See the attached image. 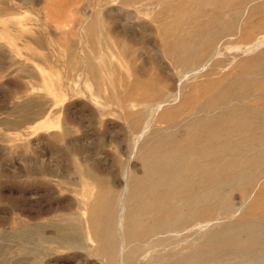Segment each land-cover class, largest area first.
Segmentation results:
<instances>
[{"label":"rangeland","instance_id":"rangeland-1","mask_svg":"<svg viewBox=\"0 0 264 264\" xmlns=\"http://www.w3.org/2000/svg\"><path fill=\"white\" fill-rule=\"evenodd\" d=\"M194 1L0 0V264H104V258L94 253L96 243L88 232V212L84 209L89 199L84 192L86 183L112 181L113 188L121 192L125 185L123 170L138 175L141 173L140 146L151 140L153 132H160L166 126L161 122L163 109H172L180 103V99L174 102L171 98L168 101L170 104L167 102L168 105L158 112L155 108L157 102L166 100L173 91L171 81L178 78L170 61L166 60L163 44L166 38L179 31H158V27L162 28L158 20L168 19L169 23L173 16L189 14L195 7ZM259 10L264 11V0L248 3L240 11L236 25L252 34L254 30L261 33L264 31V14H258ZM107 26L109 29L117 26V32L126 29L125 32H128L130 26L134 35L143 37L144 33L148 46L128 44L126 37V40L123 39L116 31L113 36L108 34ZM249 26L252 28L249 29ZM142 28L143 33L140 32ZM147 32L150 34L148 37ZM104 33H107L105 36L110 39L109 42L102 37ZM254 33L257 34L256 31ZM165 34L167 37L164 39ZM157 35L162 37L161 40ZM115 37L118 39L116 43H127V49L116 44ZM232 41L236 42L229 40L230 43L222 48L221 60L228 62L232 55H243L240 50L247 46L239 43L243 48L238 49L236 44H231ZM229 44L232 46L230 49ZM149 45H153L150 51L147 50ZM156 49L160 51H157L161 55L159 58ZM148 52L153 53L152 56ZM96 63L97 69L91 66ZM158 67L164 72H160L162 70ZM156 70L158 74H155ZM159 72L165 73L167 78H159ZM227 72L229 69L220 71L217 76ZM160 79L162 82H159ZM197 80L200 82L202 78L191 77L182 86L187 88ZM148 81L153 85L144 90ZM163 86L165 90L158 93ZM126 94L130 97L125 98ZM114 97L116 102H113ZM138 112H141V117ZM128 113L133 115L127 117ZM141 121L142 124L139 123ZM139 124L142 128L138 127ZM144 128L147 131L137 141ZM63 133L67 136L64 134L62 138ZM63 139L69 141L72 152L70 145L66 148L68 143ZM88 170H93V178H82L81 171ZM239 199L233 198L232 202H240ZM240 203L245 205L240 212L220 221L228 223L245 217L249 202ZM74 223L78 226L83 224L80 229L84 228L83 235L78 232L81 245L76 249L64 247L60 240L53 238L74 235V229H69ZM64 226L69 228L65 230ZM24 230L36 233V238L32 235L34 241L31 239V244L20 245L15 239ZM199 231L195 228L194 232L199 234ZM187 234L161 236L163 242L153 247L146 245L144 252L139 253L140 262L133 264H153V258L158 254L182 250L188 241L181 239ZM142 257L144 260H141Z\"/></svg>","mask_w":264,"mask_h":264},{"label":"bare ground","instance_id":"bare-ground-1","mask_svg":"<svg viewBox=\"0 0 264 264\" xmlns=\"http://www.w3.org/2000/svg\"><path fill=\"white\" fill-rule=\"evenodd\" d=\"M252 1L254 0H196L195 4L193 2L195 7L189 14L180 13L173 16L169 23L168 19H157L162 27H158V31H179L169 39L166 34L163 37L166 38L163 44L166 60L170 61L178 78L171 81L173 91L167 93L166 100L157 102L155 108L158 112L168 105L171 98L174 102L180 99V103L172 109H163L161 122L166 126L160 132H153L151 140L140 146L139 155L143 167L141 173L138 175L133 171L123 170L125 185L121 192L113 188L110 184L112 181L86 183L84 192L89 195V199L87 198L84 209L88 212V232L96 243L94 253L104 258V264L140 262L139 253L144 252L146 245L157 246L163 242V235L172 234L174 237L186 232L188 234L181 240L188 242L186 241L182 250H172L166 255L158 254L153 258V264H264V31L257 33L258 30H254L257 33L255 35L254 31L252 34L236 25L239 23L237 21L240 11ZM208 6L211 8L207 9ZM260 10L257 13L264 14L261 13L264 11ZM170 13L169 10V15ZM249 24L251 25V22ZM102 27L104 30V26ZM116 27L109 29L107 26L106 32L112 33L110 35L113 36V32L118 30ZM250 28L252 27L249 26ZM128 29L132 28L128 26ZM130 30L125 33L118 31L117 34L125 36L128 44H147L143 28L140 30L143 37L134 35L133 29ZM151 32L153 31L149 33ZM105 34L107 35L104 33L102 37L109 42L110 39L108 40ZM115 38L116 43L118 39ZM95 39L101 44L98 38ZM152 40L151 43L154 44ZM229 40L236 41L231 43L236 44L235 48H243L239 43H244L247 47L240 50L243 55L238 57L231 54L233 58L227 62L221 60V51L224 45L231 42ZM127 43L121 41L116 44L122 49H127ZM151 46L147 47L148 51ZM230 46L228 49L232 48ZM144 47L145 45L142 48ZM157 51L156 49V55L160 52ZM159 56L161 55L158 54V58ZM154 61L156 63V59ZM91 66L96 68L97 63ZM226 69H229V72L217 76L220 71ZM150 70L149 67L148 71L151 72ZM160 70L164 72L162 68ZM156 71L155 74H158ZM158 76L167 78L165 73ZM191 77H200L202 81L197 80L198 82L192 83L190 88L182 86L183 82ZM141 78L139 77V80ZM152 85V82L148 81L143 89L148 90ZM160 89L158 93H161L164 86ZM127 97L128 95L125 96ZM114 101L116 102L115 97ZM149 101L151 103V99ZM123 104L125 105L124 102ZM140 113L138 112L139 117ZM129 115L133 113H128L127 117ZM139 123L142 124V121ZM146 131V128L142 129L137 141ZM64 134H60L62 138L65 137ZM64 142L67 144L69 141ZM69 145L71 148L69 143L66 148H69ZM78 149L79 152L81 148ZM93 173V170L81 171L82 178L87 176L92 179ZM94 189L96 191L93 192ZM236 194L238 197H235ZM233 198H240V202H249L246 216L228 223H225L226 220L220 221L234 216L245 207L243 203H233ZM213 220L216 222H211ZM77 224H70V228L63 227L65 230L73 228L74 235L64 237L57 234L59 239L53 238L60 240L64 247H80L78 232L82 234L84 228L80 229L83 224ZM195 228L200 229L199 234L194 232ZM31 233L36 236V233ZM59 236L63 237V240ZM61 245L59 246L62 247ZM142 258L141 260H144ZM151 260L152 258L149 262Z\"/></svg>","mask_w":264,"mask_h":264},{"label":"water","instance_id":"water-1","mask_svg":"<svg viewBox=\"0 0 264 264\" xmlns=\"http://www.w3.org/2000/svg\"><path fill=\"white\" fill-rule=\"evenodd\" d=\"M32 234L29 231H22L20 235L15 236V239L17 242L21 245H28L29 243L31 244V239H32Z\"/></svg>","mask_w":264,"mask_h":264}]
</instances>
